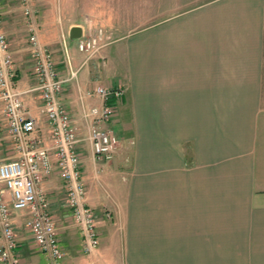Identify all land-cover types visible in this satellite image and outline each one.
<instances>
[{
    "label": "crops",
    "instance_id": "crops-1",
    "mask_svg": "<svg viewBox=\"0 0 264 264\" xmlns=\"http://www.w3.org/2000/svg\"><path fill=\"white\" fill-rule=\"evenodd\" d=\"M30 5L38 37L66 79L59 99L79 126L76 150L100 235L95 250H83L55 170L39 187L58 220L63 264H264V0ZM0 16L15 85L36 121V137L47 144L51 126L32 89L21 0H0ZM75 27L79 36L72 35ZM91 36L101 39L88 57L78 46ZM100 84L124 87L109 123L120 139L111 160L95 158L83 117L84 108L102 103L94 93ZM14 154L0 115V160ZM27 219V212H13L18 264H47ZM4 243L0 234V248Z\"/></svg>",
    "mask_w": 264,
    "mask_h": 264
},
{
    "label": "built area",
    "instance_id": "built-area-1",
    "mask_svg": "<svg viewBox=\"0 0 264 264\" xmlns=\"http://www.w3.org/2000/svg\"><path fill=\"white\" fill-rule=\"evenodd\" d=\"M21 2L33 55L32 71L36 78V85L32 89L40 92L51 135L47 144L35 135L36 121L29 116L22 98L23 91L15 85L17 68L10 42L0 29V115L7 123V135L13 142L15 153L12 158L0 160V234L5 239L0 248V260L8 264L19 263V257L14 253L18 240L13 212L23 210L28 214L25 225L33 236L35 246L46 254L47 264H63L66 251L62 247L58 220L39 183L55 170L63 178L65 201L72 210L74 224L82 232V247L86 252H92L100 243L98 220L87 202V184L81 157L76 150L80 140L79 126L59 99V91L66 79L59 75L52 49L38 37L35 11L30 0ZM100 39L98 36L84 38L78 47L89 57L98 49ZM77 72L78 69L71 71L68 79L76 77ZM94 93L102 103L83 110L88 125L87 139L95 158L111 160L119 150L120 139L109 123L115 102L124 95V87L121 84H100Z\"/></svg>",
    "mask_w": 264,
    "mask_h": 264
},
{
    "label": "rangeland",
    "instance_id": "rangeland-1",
    "mask_svg": "<svg viewBox=\"0 0 264 264\" xmlns=\"http://www.w3.org/2000/svg\"><path fill=\"white\" fill-rule=\"evenodd\" d=\"M25 33V31L23 32V34ZM88 184H89V186L91 187V188H94L95 187V185L97 184V182H95L94 181V179H92V181L91 180H89V182H88ZM88 193V192H87ZM63 207H62V209L64 210V214H62L61 216H62V218H67L69 215H68V213H69V211H68V208H67V206L65 205V203L62 205Z\"/></svg>",
    "mask_w": 264,
    "mask_h": 264
},
{
    "label": "water",
    "instance_id": "water-1",
    "mask_svg": "<svg viewBox=\"0 0 264 264\" xmlns=\"http://www.w3.org/2000/svg\"><path fill=\"white\" fill-rule=\"evenodd\" d=\"M78 30H79L78 27L73 28V29H72V33H73L72 35H73V36H79V35H78Z\"/></svg>",
    "mask_w": 264,
    "mask_h": 264
}]
</instances>
